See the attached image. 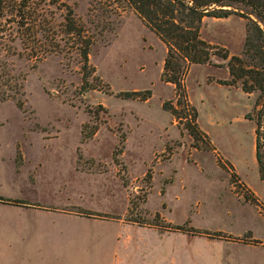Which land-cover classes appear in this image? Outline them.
<instances>
[{"label": "rangeland", "instance_id": "obj_1", "mask_svg": "<svg viewBox=\"0 0 264 264\" xmlns=\"http://www.w3.org/2000/svg\"><path fill=\"white\" fill-rule=\"evenodd\" d=\"M59 1L70 5L94 37L89 62L112 94L104 89L80 93L76 52L47 54L33 67L34 61L21 56L19 39L0 40V74L6 72L8 83L2 85L0 79V264H264V216L243 203V189L236 192L209 153L190 155L192 138L180 133L162 108L164 100L174 97L165 98L173 87L160 80L166 52L161 40L129 8L102 14L90 11V2L98 8L97 0ZM56 5L44 6L54 12V24L64 11ZM231 16L205 17L200 31L205 40L237 54L244 20ZM205 72L195 66L187 79L198 125L202 129L209 123L212 101H225L232 120L228 127L239 132L247 149L252 123L240 117L251 102L242 91L198 86L195 80ZM143 89L151 90L146 101L115 95ZM251 97L248 112L261 131L263 97L258 92ZM96 124L95 133L83 139L82 126L88 132ZM209 129L217 135V124ZM121 133L124 147L115 164L112 154ZM167 144L175 150L166 160ZM148 168L149 184L144 179ZM262 183L258 191L264 198ZM132 198L144 201L129 212ZM155 212L166 222L201 232L159 228ZM130 217L148 224L130 222ZM202 231H221L244 241Z\"/></svg>", "mask_w": 264, "mask_h": 264}, {"label": "trees", "instance_id": "obj_2", "mask_svg": "<svg viewBox=\"0 0 264 264\" xmlns=\"http://www.w3.org/2000/svg\"><path fill=\"white\" fill-rule=\"evenodd\" d=\"M98 8L90 2V11L98 9L102 14L110 11H124L127 8L140 19V21L151 30L164 44L166 52L163 58L160 72V80L171 83L174 86V99L164 100L162 108L171 113L176 120V126L180 133L186 131L192 138L191 147L196 149L210 150L216 155L217 165L229 175L230 184L235 186L236 192L243 189L244 201L256 206L260 214L264 216V203L241 181L234 167L224 159L217 151L209 136L200 128L197 123L198 112L190 102L185 77L192 64H213L216 66L225 65L228 68V79H216L218 83L227 86H239L245 93L258 92L263 97L264 108V0H97ZM49 4H57V8H63L62 19L54 24V12L50 11ZM62 6V7H60ZM244 7L249 8L245 10ZM230 15H237L244 20V40L239 53L231 54L223 45L214 44L201 36V24L205 17L224 18ZM14 29V32H13ZM9 38L10 41L19 39L24 58L36 63L42 60L47 54H59L65 52H76L79 56L81 84L80 93L90 89H104L108 94L112 90L108 83L96 74L95 66L89 62L90 48L94 37L88 33L87 28L75 16L72 8L67 3L59 0H0V40ZM213 57L225 61L224 64L213 62ZM6 72L2 70L0 79L2 85H8L3 79ZM212 80V77H208ZM21 87V83H18ZM104 87V88H103ZM115 95L122 99L146 101L151 96L150 89L118 91ZM7 96H9L7 94ZM18 107H22L21 100L16 101ZM98 108L106 112V108L99 104ZM264 114V109L262 110ZM183 118L186 120L183 122ZM246 119L254 118L248 112ZM82 126L83 139L92 136L98 128L88 132ZM256 134V160L258 163L259 176L264 180V123L262 130L255 128ZM125 134L119 135V147H117L112 158L115 164L118 163L117 155L124 147ZM174 147L166 145L167 160L174 152ZM20 163L19 159L16 161ZM151 168H148L144 179L151 182ZM123 184L126 181L122 179ZM163 191V190H162ZM0 199H3L0 197ZM15 204H29L23 200H7ZM139 202L134 198L129 200L128 211L138 209ZM39 206V204H29ZM83 213L101 215L82 211ZM157 220L156 226L166 230H180L187 233L200 234L201 231L193 226L174 225L166 222L159 212L154 213ZM139 225L148 224L133 217L127 219ZM206 235H214L218 238L229 240H243L240 237L225 235L221 231L214 233L202 231ZM248 237H250L248 235ZM254 244L262 243L258 239H249ZM244 241V240H243Z\"/></svg>", "mask_w": 264, "mask_h": 264}, {"label": "crops", "instance_id": "obj_3", "mask_svg": "<svg viewBox=\"0 0 264 264\" xmlns=\"http://www.w3.org/2000/svg\"><path fill=\"white\" fill-rule=\"evenodd\" d=\"M232 17L231 15L228 17L220 18V19H228ZM244 40V38H243ZM242 40V43H243ZM242 47V45H241ZM241 50V48H240ZM239 50V52H240ZM237 52V53H239ZM231 54H234L233 52H230ZM215 63L224 64L225 61L218 58L214 60ZM195 66H201L206 68L205 75L201 77L199 80H195V82L199 85L206 84L207 86L219 88L225 93L230 92L231 90L234 91H242V89L239 86H227L221 83H218L216 79H228L229 78V72L228 68L223 66H216L213 64H192L188 70V73L185 77V85L188 93V97L190 102L195 105V101L193 100L191 94H190V86L187 84L188 76L191 72V69ZM162 68V67H161ZM208 77H212V80H208ZM165 83V82H164ZM171 87H173V94L171 96L165 97V98H172L174 97V86L171 83H168ZM247 97L249 102L251 104L248 108L244 109L241 113V119L242 120H248L251 122V129H252V139H250L249 147L246 149H243L242 146V137L239 134L238 131L232 130V127L229 128L228 125L231 124L232 120L229 115H227V112L225 110L226 102L225 101H212L211 109L213 110L210 114V121L209 123L206 122L205 126L202 127L204 132L209 136L211 142L216 148V151L228 162L232 164L234 167L236 173L239 175L240 179L246 184L247 187H249L256 196L264 203V198L262 194L258 191L259 185L263 184L264 180H262L259 176L258 171V163L256 160V134H255V127L253 120L246 119L245 113L250 111L253 101H252V93L248 94L242 91ZM205 99H200V102H203ZM210 109V108H209ZM199 123V122H198ZM217 124L218 126V133L217 135L214 134L210 129L209 126ZM200 125V124H199ZM201 127V125H200ZM204 152L209 153L216 162V155L213 151L210 150H198V149H190V155L194 156V153L196 152ZM195 162V160H194ZM196 163V162H195ZM217 164V163H216ZM220 168V167H219ZM237 200L240 201V198L238 196H235ZM248 203V202H243ZM250 204V203H249ZM258 215L262 217L260 212L258 211ZM264 219V217H263Z\"/></svg>", "mask_w": 264, "mask_h": 264}]
</instances>
